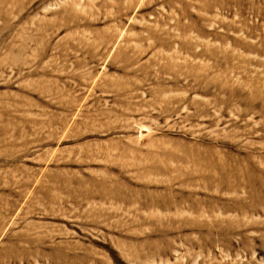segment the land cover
I'll list each match as a JSON object with an SVG mask.
<instances>
[{
  "label": "rangeland",
  "instance_id": "obj_1",
  "mask_svg": "<svg viewBox=\"0 0 264 264\" xmlns=\"http://www.w3.org/2000/svg\"><path fill=\"white\" fill-rule=\"evenodd\" d=\"M0 264H264V0H0Z\"/></svg>",
  "mask_w": 264,
  "mask_h": 264
}]
</instances>
